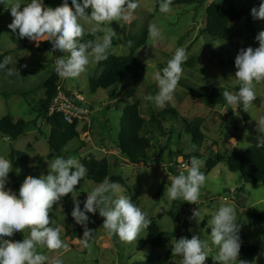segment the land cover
Segmentation results:
<instances>
[{"label":"rangeland","instance_id":"obj_1","mask_svg":"<svg viewBox=\"0 0 264 264\" xmlns=\"http://www.w3.org/2000/svg\"><path fill=\"white\" fill-rule=\"evenodd\" d=\"M212 1L201 0L193 6H175L171 12L163 14L152 0H138L139 7L131 22H121L123 27L115 21L109 25L117 33L109 55H129L143 32L148 31V25L155 23L162 31V38L152 46L147 34L146 43L136 50V57L144 68V80L138 84L125 80L114 89L99 90L95 94L90 91L89 76L96 70L98 63H90L88 70L76 79L59 78L54 71V64L55 58L63 53L37 52L36 42L20 38L18 30L13 33L8 28L13 17L10 8L0 4V54L7 53L12 56L13 62L9 65L12 69L17 68L20 73V76L14 77L0 75V120L12 116L15 121L31 122L25 134L14 142L0 133V156L12 162L6 189H11L18 196L19 188L26 177L31 175L38 178L47 175V164H50L53 158L75 156L82 163L85 155L92 151L98 159H109L111 174L123 178L128 187L123 189L122 194L130 196L132 202L146 212L151 221L155 220L162 231L173 233L175 239L186 237L181 228L182 224H175L170 213L175 211L181 222L186 216L191 217L187 238L198 235L201 239L208 240L212 249L205 264L214 262L212 256L217 254L218 246L211 243L210 235L203 228V224L210 227L208 221L222 204L234 205L237 211L236 222L241 225L242 233L250 244L259 249L255 264H260L264 257V223L257 222L254 216H264V186L245 185L240 175L230 172L225 163L214 169H209L206 163L217 155L229 157L246 151L258 142L260 134L255 120L264 116V83L255 85L257 97L253 101L254 106L249 112H245L241 104L236 109L239 115L234 113L226 101L216 106L207 104L204 100L191 96L189 90L180 85L175 90L172 101L166 103L163 108L145 100L147 95L154 96L158 92L157 84L152 79L153 73L163 69L179 47L185 48L188 55V60L182 65L184 72L181 80L192 89H226L231 92L239 90L234 78L235 57L241 48L257 47L249 27L258 33L264 31V20L244 15L242 19L229 24L225 38L213 40L205 33L207 7ZM28 2L30 0H21V10L23 4ZM43 3L55 8L60 6L63 0H43ZM260 3L261 0H235V6L245 12H251L253 7L258 8ZM86 11L91 13L90 8ZM84 27L85 38L91 35V26ZM52 76L59 78V85L65 90L85 97V104L91 111L90 127L81 125L78 129V139L69 143L66 150L60 154L50 149V128L45 120L38 118L41 112L40 102L45 99L44 83ZM135 102L141 104V115L147 121L151 119L152 109L161 112L172 108L178 112L175 120L164 125L163 136L149 131L142 133L152 142L148 164L133 165L117 150L124 111ZM189 124H195L203 134L204 140L200 146L194 144L192 136L187 132ZM87 132L89 139L85 137ZM12 152L29 154L28 168L20 164L17 156L12 159ZM184 156H195L203 161L200 170L205 173L207 180L201 189L197 204H190L182 199L170 202L164 196L166 187L170 185L168 176L175 175L171 173L168 164H189L190 159L186 160ZM96 185L84 177L76 186L81 210L87 192ZM62 202L63 199L53 206L50 218L55 221V226L64 229L61 238L69 245V251L62 256L64 264H147L150 255L154 256L157 264H180L181 258L172 256L170 242L173 238L167 245L156 249L140 247V242L148 239L146 230L140 233L135 242H122L116 236L107 235L102 228L104 218L99 215L98 210L95 214L86 213L89 216L87 227L92 230V237L89 239L90 246L84 247L81 243L84 227L66 217ZM175 203H178V206L174 209ZM194 210L200 211L202 219L193 218ZM24 235H27V232H17L5 239L22 241ZM38 251L48 256L49 260L57 254L46 248H38Z\"/></svg>","mask_w":264,"mask_h":264},{"label":"clouds","instance_id":"obj_2","mask_svg":"<svg viewBox=\"0 0 264 264\" xmlns=\"http://www.w3.org/2000/svg\"><path fill=\"white\" fill-rule=\"evenodd\" d=\"M172 2L159 0L160 13L171 12ZM0 4L10 8L13 19L8 28L13 33L18 30L20 38L36 42L37 47L41 41H50L52 52L63 53L55 58L54 71L65 80L80 77L88 70L90 63L107 60L113 38H117V33L109 25L115 21L123 27L121 22H131L139 7L138 0H82V3L71 0L72 6L68 0H63L55 8L45 6L43 0H30L23 4L22 10L21 0H0ZM89 8L90 14L86 11ZM251 15L254 19L264 20V0H261L258 8L251 9ZM84 25L91 26L89 31L95 39L82 42ZM161 38V29L155 23H150V45L154 46ZM256 40L259 47L241 48L235 57L234 78L239 90L222 91L224 100L236 115H239L236 109L241 104L243 110L249 112L257 97L255 85L264 83V31L258 33ZM187 60L186 49L177 48L166 66L153 73L152 79L157 84L158 92L154 96L147 95L145 100L153 102L158 108L172 101L183 76L182 65ZM12 62V56H5L0 62V70H5L6 76H20L17 68L7 67ZM255 121L260 134L257 147H264V116ZM202 165V160L192 156L190 163L183 165L187 174L181 171L178 175L168 176L170 185L166 187L164 196L170 202L182 199L197 204L207 180L205 173L200 170ZM47 166V175L26 177L17 196L11 189H6L12 162L0 156V264H64L62 256L69 251V245L61 238L64 229L55 226L50 211L69 194L74 204L71 216L76 224L84 227L81 239L84 247L90 246L89 239L92 237V230L87 227L89 216L86 213L95 214L98 210L104 218L102 228L107 235L116 236L125 243L135 242L140 233L151 225L147 213L134 204L130 196L122 194L121 184L107 177L87 192L81 210L75 189L87 175V169L75 156H57ZM193 218L202 219L199 210L193 211ZM236 221V208L229 203L222 204L208 221L211 243L218 246L217 254L212 256L214 264H249V261L239 259L242 241L240 225ZM17 232H27V235L22 241L5 239ZM170 243L172 256L180 257V264H205L212 250L208 240L198 235H193L191 239L173 238ZM38 248H46L57 254L49 260Z\"/></svg>","mask_w":264,"mask_h":264},{"label":"trees","instance_id":"obj_3","mask_svg":"<svg viewBox=\"0 0 264 264\" xmlns=\"http://www.w3.org/2000/svg\"><path fill=\"white\" fill-rule=\"evenodd\" d=\"M152 1L155 3L156 7L159 8V0ZM200 1L201 0H173L171 7L181 5L193 6L200 3ZM79 2L82 3V0ZM68 3L72 6L71 0H68ZM244 15L251 18V12L240 10L235 6V0H213L207 7V27L205 33L211 36L213 40L223 39L228 33L229 24L242 19ZM249 28L256 39L258 32L252 27ZM147 34L148 31L145 30L139 42L131 48L129 55L122 57L108 55L107 60L97 64L96 70L89 76V87L93 94L97 93L99 90L114 89L125 80H132L136 84L144 80V68L136 57V50L146 43ZM98 35L100 34L98 33ZM93 39H95L94 36L88 35L83 38L82 42ZM26 40L29 41L27 38ZM112 43L114 42L112 41ZM256 45L259 47V42L257 40ZM51 49V42L44 41L39 44L36 51L44 54L51 51ZM5 56H8V54H0V62L3 61ZM7 67L11 68L10 65ZM0 75L6 76L5 70H0ZM14 76L15 75L9 77ZM179 85L189 90L191 96L204 100L207 104L216 106L225 102L222 96V90L220 89L199 91L198 89H192L191 86H188L182 80H180ZM59 86V78L57 76H52L44 83L45 99L40 102L41 112L38 115V118L45 120L50 128L48 144L50 149L57 154L65 151L69 143L79 137L77 123L69 124L65 122L61 115L49 116V108L58 94ZM140 106L141 104L139 102H135L125 109L122 118L123 127L117 140V147L121 156L133 165L148 164L150 162L149 150L152 148V142L144 137L142 133L144 131H149L152 134L160 133L163 136V133H165L164 125L168 122H172L178 116V112L172 108H167L161 112H155L152 109L151 119L147 121L141 115ZM30 124L31 122H26L24 120L15 121L12 116H6L0 120V133L14 142L25 134ZM187 132L192 136L194 144L200 146L201 142L204 140V136L199 128L196 127L195 124H189ZM15 156H17L20 164L24 168H28L30 163L29 154L12 152V159H14ZM190 158V156L185 157L186 160ZM222 163L227 165L230 172L239 174L245 185L255 187L262 184L264 186V147H257V143L249 147L246 151L236 153L229 157L217 155L215 158L209 159L206 165L209 169H214ZM82 164L87 169V175L85 176L86 180L99 184L107 177L111 181L121 184L123 189H128L123 178L115 177L111 174V163L109 159H98L95 155L89 154L82 160ZM170 164H173V166H169L171 173L178 175L179 172L177 168L180 164ZM62 199L63 212L69 220L75 221L71 216L74 207L71 194ZM177 206L178 203H175L174 209L177 208ZM170 217L175 224H182L181 228L185 231V236L189 237L188 227L191 223V217L186 216L183 222H181L179 215H177L175 211L170 213ZM254 219L259 223H264L263 215L257 214L254 216ZM203 228L210 235V227H206V225L203 224ZM147 233L148 239L141 241L139 244L140 247H151L152 249H156L167 245V243L175 237L173 233L162 231L155 220L151 221ZM239 235L242 241L239 259L247 260L249 264H255L259 253L258 247L250 244L247 237L242 233L241 225ZM154 259V256L150 255L147 264H157ZM209 264H214V262ZM260 264H264V257Z\"/></svg>","mask_w":264,"mask_h":264},{"label":"built area","instance_id":"obj_4","mask_svg":"<svg viewBox=\"0 0 264 264\" xmlns=\"http://www.w3.org/2000/svg\"><path fill=\"white\" fill-rule=\"evenodd\" d=\"M85 102L86 99L81 94L70 93L62 86H59L58 94L49 108V116L61 115L65 122L69 124L77 123L78 129H80L81 125L90 127L91 111ZM85 137L89 139L88 132ZM183 165L185 163L180 164L177 168L179 173L183 171ZM169 166H173V164H169Z\"/></svg>","mask_w":264,"mask_h":264},{"label":"crops","instance_id":"obj_5","mask_svg":"<svg viewBox=\"0 0 264 264\" xmlns=\"http://www.w3.org/2000/svg\"><path fill=\"white\" fill-rule=\"evenodd\" d=\"M70 92V91H69ZM72 93V92H71ZM87 101V100H86ZM118 150V149H117ZM119 151V150H118ZM119 153H120V151H119ZM89 154H92V151L91 152H89V153H87V155H89ZM87 155H85V157L87 156ZM93 155H94V153H93ZM120 155H121V153H120ZM84 157V158H85ZM113 158H115V156H112Z\"/></svg>","mask_w":264,"mask_h":264}]
</instances>
